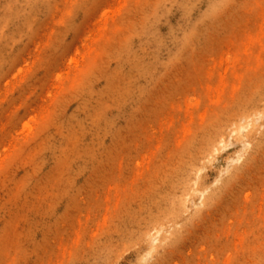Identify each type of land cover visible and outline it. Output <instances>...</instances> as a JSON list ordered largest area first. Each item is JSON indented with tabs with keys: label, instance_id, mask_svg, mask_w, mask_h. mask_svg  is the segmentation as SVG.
<instances>
[{
	"label": "rangeland",
	"instance_id": "obj_1",
	"mask_svg": "<svg viewBox=\"0 0 264 264\" xmlns=\"http://www.w3.org/2000/svg\"><path fill=\"white\" fill-rule=\"evenodd\" d=\"M37 2L3 44L0 264H137L160 228L170 238L142 264H264V125L196 163L209 204L179 191V214L149 222L204 130L264 83V36L235 44L236 27L255 31L264 0L225 9L207 42L170 62V30L186 19L170 0ZM145 28L167 42L153 77L130 79L126 58ZM256 109L259 126L264 102Z\"/></svg>",
	"mask_w": 264,
	"mask_h": 264
},
{
	"label": "bare ground",
	"instance_id": "obj_2",
	"mask_svg": "<svg viewBox=\"0 0 264 264\" xmlns=\"http://www.w3.org/2000/svg\"><path fill=\"white\" fill-rule=\"evenodd\" d=\"M164 1L166 0H160L159 5H164ZM170 1L171 4H175L183 9L184 18L186 19L182 24L170 30L168 39L171 45H169L170 49L168 50V59L166 60L168 62L186 57L189 52H193L200 47L203 41L207 42L210 35L213 36L214 32H217L219 29L218 26L221 23L219 17L223 11L232 5L238 7L242 2V0H207L205 10L200 12L195 19L191 20L187 18L188 14L197 6L199 0ZM244 1L249 2L251 0ZM37 8V0H6L3 8V16L0 17V71L5 66L6 62L3 55L5 51L3 44H9V42L16 39V36L21 34V25L25 22H30V16ZM254 10L257 15V24L254 28L255 31H251L249 28L243 29L241 28L242 26L235 28V31H237L235 33V37L237 38L235 44H237L239 49L247 45L254 46L255 44H262L260 39L264 36V30L261 29L262 22L264 21V10L259 3L252 8V11ZM9 23L14 24L15 27L11 33L5 34L3 25ZM177 30L181 31L180 35H177ZM150 32L151 31H148L147 28L144 30L142 29L140 32L142 38L139 43L141 44L139 49H132L127 55L126 60H131L132 63V73L128 75L130 79L153 77L152 75L155 71L156 64L160 62L158 50L161 47H165L167 39L159 36L156 32H152V34H150ZM211 75H213V73L210 72L206 77L209 78ZM111 83L115 84V78ZM255 88L256 89L252 90V96L247 101H243L233 108L226 117H217V123L204 130L199 143H194L196 145L195 153L189 154L183 168L179 170L180 172H177V176L179 175L180 177L176 176L177 179L171 180L168 194L162 198H158L156 204L160 207L159 211L150 218L149 222L152 221L154 224H160L163 223L165 219L172 218L179 214L177 209L185 204V201L178 193L179 191L182 192L186 190L192 195L198 194L199 199L203 200V196H205L206 192L199 188L200 180L196 176V163L209 156H214L233 134H237V137L240 138L239 136H241L244 131H247L246 138H251L258 133L261 126L264 124L257 125V120H259L261 114L257 115L255 110H257L256 106L259 105L260 102H264V83ZM262 133L264 134V132ZM257 144H260V140ZM249 146L250 140L245 139L243 141V148L247 149ZM180 178L182 179L180 180ZM189 178H192L191 182H189ZM213 197L214 194H211L205 198V202L203 201L204 204H209ZM106 203V199L98 200L96 209H106ZM103 213L104 212H100L99 214ZM164 231L166 233L168 232L164 228L157 229L155 236L149 241V251L140 255V263L146 261L152 253L157 252L160 243L170 238L171 233L166 235L162 233ZM101 257H104L103 252ZM98 261L99 264L103 263L101 259Z\"/></svg>",
	"mask_w": 264,
	"mask_h": 264
}]
</instances>
